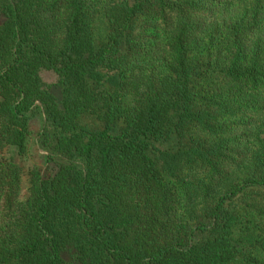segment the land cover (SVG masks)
<instances>
[{
	"label": "trees",
	"instance_id": "obj_1",
	"mask_svg": "<svg viewBox=\"0 0 264 264\" xmlns=\"http://www.w3.org/2000/svg\"><path fill=\"white\" fill-rule=\"evenodd\" d=\"M0 264H264V0H0Z\"/></svg>",
	"mask_w": 264,
	"mask_h": 264
},
{
	"label": "rangeland",
	"instance_id": "obj_2",
	"mask_svg": "<svg viewBox=\"0 0 264 264\" xmlns=\"http://www.w3.org/2000/svg\"><path fill=\"white\" fill-rule=\"evenodd\" d=\"M43 79L51 83L54 81V76L49 72L42 73ZM43 115L36 114L29 124V135L27 139V151L18 158L17 161L21 165L22 173L20 176V200H25L29 192V170L32 167H44L46 165L47 155L50 152L48 149L43 148L37 141V134L42 128ZM60 162L59 158L51 160L47 164L52 168H56V164Z\"/></svg>",
	"mask_w": 264,
	"mask_h": 264
}]
</instances>
